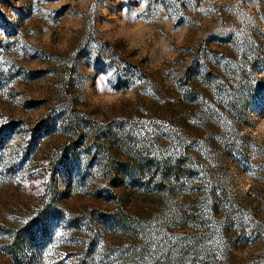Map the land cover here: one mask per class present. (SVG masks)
<instances>
[{
  "label": "rangeland",
  "instance_id": "obj_1",
  "mask_svg": "<svg viewBox=\"0 0 264 264\" xmlns=\"http://www.w3.org/2000/svg\"><path fill=\"white\" fill-rule=\"evenodd\" d=\"M0 264H264V0H0Z\"/></svg>",
  "mask_w": 264,
  "mask_h": 264
},
{
  "label": "snow or ice",
  "instance_id": "obj_2",
  "mask_svg": "<svg viewBox=\"0 0 264 264\" xmlns=\"http://www.w3.org/2000/svg\"><path fill=\"white\" fill-rule=\"evenodd\" d=\"M153 247H154V245H153Z\"/></svg>",
  "mask_w": 264,
  "mask_h": 264
}]
</instances>
